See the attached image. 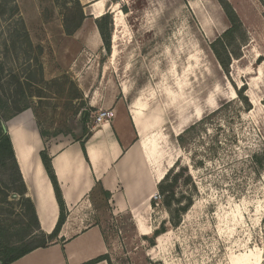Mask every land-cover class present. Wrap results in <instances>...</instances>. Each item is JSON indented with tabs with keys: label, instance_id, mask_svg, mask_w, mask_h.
Returning a JSON list of instances; mask_svg holds the SVG:
<instances>
[{
	"label": "rangeland",
	"instance_id": "obj_1",
	"mask_svg": "<svg viewBox=\"0 0 264 264\" xmlns=\"http://www.w3.org/2000/svg\"><path fill=\"white\" fill-rule=\"evenodd\" d=\"M117 1L110 53L103 45L91 58L64 38L80 28L64 33L80 21L78 3L85 13L79 0H0V112L21 107L23 94L52 146L95 128L99 111L88 101L99 91H123L124 105L138 99L144 137L158 147L149 165L186 168L175 192L192 206L172 227L155 192L142 236L136 220L100 198L108 264H264V0H226L239 22L219 48L228 73L210 49L231 26L217 0ZM3 173L1 239L19 249L43 244L22 187ZM162 222L167 232L153 239Z\"/></svg>",
	"mask_w": 264,
	"mask_h": 264
},
{
	"label": "crops",
	"instance_id": "obj_2",
	"mask_svg": "<svg viewBox=\"0 0 264 264\" xmlns=\"http://www.w3.org/2000/svg\"><path fill=\"white\" fill-rule=\"evenodd\" d=\"M79 2L85 7V19L73 36L64 38L75 42L84 56L96 58L103 54V42L95 22L106 13L111 15V8L118 3L110 0ZM119 16L118 13L114 18L115 27L122 23ZM115 40L116 36H113ZM101 77H105L104 71ZM81 92L87 98L86 91ZM99 93L93 95L88 106L97 109L96 113L109 110L113 117L93 128L81 140L52 146L46 144L29 109L6 122V133L24 184L25 197L32 203L36 214L37 232L51 235L60 213L41 161L43 151L50 158L66 208L65 222L58 236L45 248L33 250L11 264H86L108 257L110 247L95 215V204L102 199V191L110 194L108 202L114 206L115 214L128 213L132 220H136L142 236L148 233L143 215L150 208L157 193L156 186L165 174L156 170L155 173L149 165L155 160L157 142L144 137L138 99L124 105L122 100L118 101L119 96L123 98V91H118L112 98L101 97ZM83 141L85 154L81 147Z\"/></svg>",
	"mask_w": 264,
	"mask_h": 264
},
{
	"label": "trees",
	"instance_id": "obj_3",
	"mask_svg": "<svg viewBox=\"0 0 264 264\" xmlns=\"http://www.w3.org/2000/svg\"><path fill=\"white\" fill-rule=\"evenodd\" d=\"M112 3H118L117 0H110ZM217 2L221 5V7L224 9L226 16L231 24L230 28L225 31L218 39H216L213 43L210 45V49L217 60L220 68L224 71V73H228V66H229V57L227 56L226 59L222 56L220 52V47H224V40L228 37H230L237 29H238V19L235 15V13L231 10L229 4L226 2V0H217ZM80 8V21L77 25H75L74 28L70 29L67 27H64V33L67 36L73 35L76 30L80 27L84 15L83 11L81 9L80 4L78 3ZM96 26L99 32V35L102 39L103 45L108 52L110 53V28L112 25V18L111 15L106 13L103 15L100 19L96 20ZM22 106H17L14 104V108L12 111H9L8 108L5 112H0V170L3 171L4 176L8 178L14 179L15 182L19 183L22 187V194L28 202L35 230L38 231V222L36 218V214L34 211V207L29 199L25 197V188L24 184L22 182V178L15 160L12 144L10 141V138L8 134L4 131L3 125L6 124L9 120L17 116L18 114L28 110L30 108L28 103V98L25 99V96L22 94ZM86 116L84 117V120H86ZM180 136V140H181ZM82 151L85 154V148H84V141L81 142ZM41 161L44 167V170L52 184L55 198L57 201V204L59 206V219L57 222V225L54 229V231L51 233V235H45L41 234L42 239L45 241L41 245H37L35 247L30 248H22L19 249L15 243H8L7 241H3L0 237V264H11L12 262L18 260L19 258L25 256L26 254L32 252L33 250L39 249V248H45L48 244H50L57 236L60 231V228L65 222L66 218V208L64 205V202L62 200V195L58 186L57 179L54 175V171L51 166L50 158L46 151H43L40 154ZM175 167V166H174ZM174 167L170 169L166 174H164L161 181L157 184L156 190L158 199L161 203V205L166 210L167 214L169 215V223L172 227H177L182 219V216L185 215L188 210L192 206V202L188 201L186 205H181V198H176V189L179 187V181L182 177H184V174L187 172L186 168H179L175 172ZM190 179H187L186 182H188ZM102 198L106 202V200L110 199V194L107 192L102 191ZM183 199V198H182ZM151 207L154 206V201L150 203ZM166 231V223L162 222L157 230L153 232V239H157L161 235L165 234ZM27 234H32L30 230H28ZM153 242V241H152ZM101 261H107L109 262L108 257H100L98 259H95L89 263L86 264H96Z\"/></svg>",
	"mask_w": 264,
	"mask_h": 264
},
{
	"label": "built area",
	"instance_id": "obj_4",
	"mask_svg": "<svg viewBox=\"0 0 264 264\" xmlns=\"http://www.w3.org/2000/svg\"><path fill=\"white\" fill-rule=\"evenodd\" d=\"M113 115H112V112L109 111V110H100L97 115L95 117H93V125L96 127V126H99L105 122H108L112 119Z\"/></svg>",
	"mask_w": 264,
	"mask_h": 264
},
{
	"label": "water",
	"instance_id": "obj_5",
	"mask_svg": "<svg viewBox=\"0 0 264 264\" xmlns=\"http://www.w3.org/2000/svg\"><path fill=\"white\" fill-rule=\"evenodd\" d=\"M3 129H4V131L6 132V127H5V125H3Z\"/></svg>",
	"mask_w": 264,
	"mask_h": 264
}]
</instances>
